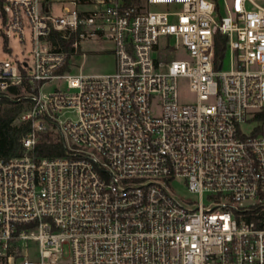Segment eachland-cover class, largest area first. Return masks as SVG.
I'll return each instance as SVG.
<instances>
[{"label":"built area","instance_id":"2783aa9c","mask_svg":"<svg viewBox=\"0 0 264 264\" xmlns=\"http://www.w3.org/2000/svg\"><path fill=\"white\" fill-rule=\"evenodd\" d=\"M0 17L10 56L27 18L33 60L0 57V101L30 104L19 155L0 132V264H264L259 0H0ZM89 40L113 44L112 73L70 72ZM182 76L194 103L179 101ZM48 132L64 154L34 157Z\"/></svg>","mask_w":264,"mask_h":264},{"label":"rangeland","instance_id":"374dc122","mask_svg":"<svg viewBox=\"0 0 264 264\" xmlns=\"http://www.w3.org/2000/svg\"><path fill=\"white\" fill-rule=\"evenodd\" d=\"M66 6L69 7V2H65ZM259 3L264 5V0H259ZM52 12L55 15H62V5L60 3H53ZM25 38L26 42L21 43L17 37L9 39L8 43L11 47L12 56L7 55L3 50L4 39L0 35V57L12 60L13 62L19 64L28 60L30 66L33 64L32 60V39L31 31L28 24V20L25 17ZM4 23L0 17V30L3 29ZM86 48L85 51H79L77 54H73L69 60L70 72L73 74H84V75H103L107 73H112L116 69V56L113 51V44L109 41H94L89 40L83 43ZM171 53L167 60L172 59H182L185 57L183 51H175L174 48H171ZM10 53V52H9ZM231 68L230 54L227 53L224 58L223 70H229ZM56 87L65 88L66 85L62 81H49L45 85V90H54ZM178 96L180 103H194L197 101L196 94L190 89L189 79L182 76L178 78ZM30 104L23 102V110L29 109ZM72 116L73 119H76L77 116L74 113H65L64 118ZM174 191L186 200H194L195 202L199 201V196L192 194L183 180H177L172 183ZM208 203L209 198L205 197L204 199Z\"/></svg>","mask_w":264,"mask_h":264},{"label":"trees","instance_id":"16d2710c","mask_svg":"<svg viewBox=\"0 0 264 264\" xmlns=\"http://www.w3.org/2000/svg\"><path fill=\"white\" fill-rule=\"evenodd\" d=\"M227 38L215 36V59L222 58L226 50ZM23 110V102L17 100L0 101L1 150L8 157L17 156L23 149V138L30 129L29 123L16 124L15 120ZM65 152L60 137L53 132L42 133L32 155L34 157L62 155Z\"/></svg>","mask_w":264,"mask_h":264}]
</instances>
